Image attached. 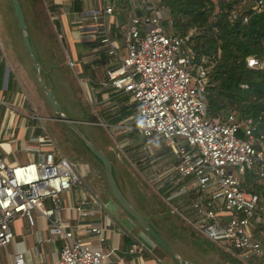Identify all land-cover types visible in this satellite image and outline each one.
<instances>
[{
    "label": "built area",
    "instance_id": "2783aa9c",
    "mask_svg": "<svg viewBox=\"0 0 264 264\" xmlns=\"http://www.w3.org/2000/svg\"><path fill=\"white\" fill-rule=\"evenodd\" d=\"M141 1L143 14L129 16L118 36L110 33L105 18L112 12V3L102 0L100 8L90 13L92 19H100V29L92 34V40L98 42L94 52L103 50L107 57L119 60L111 66L108 58L99 82L105 90L102 102L112 94H124L134 104L133 112L120 122L101 125L135 131L142 138L143 150L150 148V140L162 138L175 160L174 182L181 180L168 198L187 197L195 216L193 227L214 242L220 241L224 251L242 262L264 258V239L256 232L264 228V204L258 206L257 194L240 185L245 170L256 168L258 176L264 177V147L253 136L252 120L231 111L208 114L205 86L211 63L206 57L193 61L194 53L187 45L193 30L183 36L167 31L162 24L164 10L148 0ZM248 8L260 12L262 0H251ZM231 15L236 16L234 10ZM120 47L125 50L122 58L118 56ZM94 58L98 55L93 54ZM88 60L76 61L65 54V64L72 69ZM245 61L249 68L263 67V61L255 57L248 56ZM85 90L96 110L100 102L93 88ZM6 108L10 114L15 112L13 105ZM30 116L39 119L34 109ZM44 133L33 138L39 147H24L26 152L35 153V159L7 163L0 157V249L12 240V218H23L32 227L38 216L46 222L49 233L43 241L60 242L53 264H105L107 253L91 249L87 241L74 239L58 215L59 194L81 184L79 176L86 166L74 169L42 136ZM97 206L102 207L100 203ZM101 230L85 225L77 227L76 232L99 236ZM10 264H28L23 250L12 253Z\"/></svg>",
    "mask_w": 264,
    "mask_h": 264
},
{
    "label": "rangeland",
    "instance_id": "374dc122",
    "mask_svg": "<svg viewBox=\"0 0 264 264\" xmlns=\"http://www.w3.org/2000/svg\"><path fill=\"white\" fill-rule=\"evenodd\" d=\"M21 1L23 3V14H25V23L29 32V40L34 45L35 43L33 42L34 38L31 35V30H38L36 27L37 20L35 19V16L32 15L31 7L25 4V0ZM165 18L166 15H164V19ZM41 36L42 40H44L42 34ZM36 41L37 48L34 49L33 55L36 64L39 66L38 82L42 83L40 87L41 89H49V92L57 103L61 114L74 120V125L77 129V132L79 133L77 134L72 128L65 125V123L58 119L56 120L55 118H52L50 120L49 118L42 116V114H44L50 117L51 115L53 116L54 113L52 108L50 109L46 103L41 90L40 103L42 106L44 105L46 110L40 109V106L35 103L34 111H36L41 117V119L38 120L42 122L41 124L43 125L45 131L42 136L44 138H48L49 142H52L50 145L54 144V148L66 158V160L73 166L74 169H76L77 166L84 168L86 166L84 174L79 176L81 184L71 188L70 190L84 189L92 193V195L98 201L104 203L105 206L110 203H105V199L101 195L102 190L107 191V181L104 177L102 166L88 150L85 141H89L98 150L105 153L106 156L108 153L110 157L107 156V158L110 161L112 160L111 157L114 156L115 161L111 172L121 193L126 198V200L142 215V217L148 222L154 231L164 240L171 252L176 257L174 258L168 252L164 251L161 246H159L150 237H148L143 230H141L143 234L147 236L146 238H148V241L146 243H141L140 241L137 242V248L138 252H140V254L146 260L151 259L153 261L159 262L160 264H183V262H189L191 264H232L230 263V259L232 258L228 257V259H226L223 255H221V251L224 250L220 241L219 243L221 245L218 242H214L213 240L209 239L200 231L192 229L191 226L186 222L187 220L185 221L181 219L182 221H178L175 215L169 214L168 209L165 208L167 206L171 211H175L177 207L183 206L181 205L182 203L178 204L176 202L177 206H175L170 202L168 203V196L160 197L157 195V188L162 186L165 180H169L173 174H170L167 168L171 166L169 165V161L174 160V157L169 147L165 144L164 140L160 137L152 139L150 140V148L143 150L141 148L142 138L139 137V134L133 133L128 135L127 131H122L120 128L114 130L109 128L106 129L107 127L101 125L106 124V121H103L100 117L96 120V122L85 121V114L87 112L95 115L100 112L99 110H104L108 106L110 108L114 106L106 104L104 107H100L99 105L95 110V107L87 100L84 86L80 85L85 82V76L80 74L76 77L73 75L70 68L61 64L64 55L63 50L64 53H66L65 50L67 48L68 52H70L72 49L71 44L65 42V48L63 49L59 43V52L56 51V53L53 54L51 58L49 56H51L52 52L49 50V48L51 49L52 44L49 42V48L48 46L47 48L43 46V50L40 47L39 41L37 39ZM0 43V49L3 50V57L7 56V59L11 60L12 62L14 60H21L23 64L26 66L28 65V55L24 50L20 38V32L17 28L16 20L13 16L9 0H0ZM73 49L77 52H85L87 51V45H73ZM124 55L125 50L124 48L120 47L118 49V56L122 58ZM92 57L93 56H91V58ZM105 57L107 56L104 55V58ZM107 58L112 61L111 66L117 65L119 63V60L117 59L114 60L109 56ZM43 59L45 60V64H47V61L50 63V66L46 67V69L42 61ZM95 62L98 63V61ZM94 72L96 74V79L101 81L104 77L105 69L102 68L101 65L97 64L94 67ZM50 76L52 78L49 79L48 77ZM100 88L97 86L95 88V92L98 93ZM125 101L127 102L128 99L126 98V100H124V97H121L119 102L124 104ZM1 124L3 125V119L0 120V125ZM90 124L99 125L105 128L101 129L102 131L104 130L107 135L104 142H102L101 138L97 136V132L99 131L97 127L91 126ZM0 140H2L1 136ZM27 142L25 143L27 144ZM178 142H180V140ZM30 144L31 143L28 142L27 145L30 146ZM44 144L47 146L48 142H44ZM135 160L138 161L137 164L139 165L135 163ZM126 177H129L128 181L131 179L132 183L134 184L135 189L133 191L130 190V186L126 180ZM259 181H263L264 183V180ZM169 189L170 187L167 190ZM173 192L174 191H172L170 195H172ZM154 194L159 200L162 202L164 201L165 204L164 202L157 203L158 199L156 197H152L151 199L153 201L151 202L149 197ZM110 199L113 201V203L115 202L112 198ZM140 205H144L146 209H149L152 213H154V217H162V220L158 221L157 224H152L149 221V218L145 215V212L141 210ZM161 210H163V215ZM180 211L181 213L185 212V209L182 208ZM17 217L18 216L10 220L11 230L14 229L16 224V226L19 225V218ZM21 220L20 226H22L23 232L28 231L30 228L27 225H24L23 221ZM260 233L264 235V228L261 229ZM254 262L255 261L253 260H246L242 262L239 259V263L241 264H254ZM0 264H10L9 257L7 255L5 256L1 250Z\"/></svg>",
    "mask_w": 264,
    "mask_h": 264
},
{
    "label": "crops",
    "instance_id": "0c3cea01",
    "mask_svg": "<svg viewBox=\"0 0 264 264\" xmlns=\"http://www.w3.org/2000/svg\"><path fill=\"white\" fill-rule=\"evenodd\" d=\"M49 1L53 4V7L50 12L45 8L48 25L43 26L42 21L35 17L38 30H31V35L34 38L33 42L35 43L33 45L30 42L33 51L37 48L36 39L39 41L42 49L43 46L47 48L50 41L44 30H46L45 28L50 31L52 30V41H55V47L53 43L50 42L52 44V50L49 46L48 48L52 54L49 57L52 58V55L55 54L56 51L59 52V43L63 49L65 48V42L71 44L72 49L70 52H68L67 48L65 50L66 53H64L63 50L64 55L61 64L68 67L65 64V54L76 61L89 58L90 60L85 64H77L74 69L68 68L72 70L73 75L76 77L80 74L85 76V82L80 85H83L84 89L87 87L93 88L95 98L100 102V107L111 104L110 100L102 103L105 90L100 88V80L96 79V74L94 72V67L97 64L101 65L104 69L108 66V58H104L106 54L103 50H96L94 52V48L98 46V42L92 40L93 30L100 29V19H92L90 13L100 8L102 0H79L81 8L78 12L71 10V0ZM107 1L112 3L113 8L111 14L105 17L106 22L108 23L110 33L117 36L119 33L123 32L129 16H141L144 12V6L141 0H106V2ZM156 1L157 0H148L149 3L157 6ZM32 15H34L33 10ZM52 22H54L56 26H54ZM41 34L44 40H42ZM81 44L87 45V51L77 52L73 49V45ZM2 51L3 50L0 49V120L3 119V125H0V136L2 139L0 140V156L7 163L26 162L35 159L36 156L34 152H26L24 147L28 146V142L31 143L30 147H39L38 141L33 138L40 135L44 130L41 124L42 122L30 116L31 110H35V103L40 106V109L46 110L44 105L42 106L40 103L41 90L50 109L51 106L45 97V88L41 89L40 85L42 83L38 82L39 66L36 62L32 61L29 56L27 66L23 64L21 60H14L12 62L7 59V56H2ZM93 54L98 55V58L91 59ZM42 61L45 65V69L50 66L48 61L47 64L44 63V59ZM95 61H98V63ZM9 77H11V82L8 85L7 81ZM48 78L50 79L52 77L50 76ZM97 86L100 88L98 93L95 92ZM46 90L49 91L48 88ZM8 105H13L15 112L10 114L6 108ZM53 113L54 115L50 117L44 114H42V116L50 120L52 118L57 120V114L54 110ZM37 116L39 115L37 114ZM39 119H41L40 116ZM25 142H27V144ZM174 164L175 160L169 161V165H171L167 168L169 172L173 170L172 173H174ZM174 181L172 183H175ZM102 196L105 199V203L110 202L107 206L98 201L92 193L84 189H72L60 194L58 215L59 218L67 224L68 229L73 234V238L87 241L91 249H101L107 253L105 264H160L151 259L146 260L140 252H138L137 242L146 243L148 238L143 234L141 228L136 225L137 223L131 220L132 218L130 217V219L115 202L114 204L109 195L102 194ZM81 200H83L84 203L79 204ZM97 203L102 205L100 209ZM78 206L80 207L79 209H77ZM182 208L185 209V212H182V214L180 211L178 215L183 220H187L186 222L193 227L192 222L195 216L189 207V201H187ZM82 212L87 213L83 214ZM20 220L23 221L24 225H27L23 218L18 219L19 225L16 226V224L12 230V240L3 250L0 249L2 253H4L5 256L7 255L10 260L12 253L16 250H23L28 264H53L58 256L60 242L55 239L48 242L43 241V238L49 235L46 222L37 216L34 225L32 227L28 226L30 229L23 232L22 226H20ZM85 225L100 227L102 229L100 235H88L86 233L76 232L77 227ZM260 232L261 230H259V232L257 231V235L263 237L264 235ZM99 237H101V239Z\"/></svg>",
    "mask_w": 264,
    "mask_h": 264
},
{
    "label": "trees",
    "instance_id": "16d2710c",
    "mask_svg": "<svg viewBox=\"0 0 264 264\" xmlns=\"http://www.w3.org/2000/svg\"><path fill=\"white\" fill-rule=\"evenodd\" d=\"M240 1L157 0L156 4L165 12L166 18L162 20V24L167 31L183 36L188 30H193L187 40V45L194 53L193 61L198 62L201 57H206L207 62L211 63V67L207 72L208 80L205 86V100L208 114L213 116L217 113L225 114L231 111L238 113L239 116L244 118L250 117L254 125L253 136L260 140L264 147V0H262V10L257 13L250 11L248 8L251 0H246L243 4ZM24 2L31 7L35 17L42 21L43 26H47L48 20L45 8L50 12L53 4L49 0H25ZM19 4L22 8L23 3L21 0H19ZM80 8L79 0H71L72 11L78 12ZM232 10L236 13L234 17L231 15ZM243 16L246 17L245 21H242ZM52 23L56 26L54 22ZM45 29L44 31L49 41L54 46L55 41H52V30ZM248 56L263 61V67H247L245 59ZM7 82L9 85L11 77L8 78ZM241 84H245V87L242 88ZM121 97H124V100L127 98L124 94L110 95V105L114 107L110 108L108 106L104 110H99L100 112L95 115L87 112L85 114V121L96 122L100 117L107 123L114 124L120 122L134 110V104L129 101H125L124 104L119 102ZM90 125L97 127L100 131L97 132V136L104 142L107 135L101 129L105 128L99 125ZM133 133L135 131H130L127 134ZM237 133L241 135L240 130ZM103 154L105 155V153ZM107 156L110 157L108 153ZM113 158L114 156L111 157V161L107 158L111 165V171L115 161V158ZM135 163L137 164L138 161L135 160ZM172 172L173 170L170 171V174ZM176 177L177 175L173 173L169 180H165L162 186L157 188V195L160 197L169 196L181 184V180L172 183L176 180ZM128 179L129 177L126 180L128 181ZM259 180H264V177L258 176L256 168L245 170L240 179V185L244 189L257 194L258 206L264 204V183ZM128 184L130 190L133 191L135 188L131 179L128 181ZM169 187L170 189L167 190ZM102 194L109 195L117 206L125 212L116 202L108 184L107 191L102 190ZM152 197L158 199L155 194L149 198L151 199ZM187 201V197L183 196L168 198V203L170 202L175 206H177L176 202L184 205ZM163 202L159 199L157 201V203ZM140 207L152 224H157L158 221L162 220V217H154V213L146 209L144 205H140ZM165 208L168 209L169 214L175 215L178 221L183 220L178 215L182 206L177 207L175 211H169L170 209L167 206ZM161 211L163 215V210ZM126 214L131 217L128 213ZM132 220L134 221L133 218ZM136 225L138 226V224ZM191 228L195 229L192 226ZM221 255L226 259L228 257L232 258L230 259L231 262L229 261L232 264H241L237 257L226 251H221ZM251 260L255 261L254 264H264V258H252Z\"/></svg>",
    "mask_w": 264,
    "mask_h": 264
},
{
    "label": "water",
    "instance_id": "95a60500",
    "mask_svg": "<svg viewBox=\"0 0 264 264\" xmlns=\"http://www.w3.org/2000/svg\"><path fill=\"white\" fill-rule=\"evenodd\" d=\"M13 16L16 20L17 28L20 32V37L22 40V44L29 56V58L35 62V58L33 55V48L31 47L29 36H28V30L25 23L24 14L22 11V8L19 4L18 0H9ZM45 97L51 106V108L55 111L57 114V119L65 123V125L72 128L77 134V129L74 125V120L65 117L63 114H61L59 107L55 100L53 99L50 92L46 89H44ZM82 138V136H81ZM86 145L88 147V150L91 152V154L98 160L100 165L103 168L104 175L107 181V184L110 188V191L112 195L114 196L116 202L123 208V210L128 213L134 221L138 224V226L143 230L148 237H150L154 242H156L161 248L168 252L171 256L174 258L175 255L171 252L167 244L164 242V240L153 230V228L148 224V222L142 217V215L126 200V198L123 196V194L120 192L119 188L117 187L112 172H111V165L109 160L106 158V156L98 150L91 142L85 141ZM183 264H191L189 262H183Z\"/></svg>",
    "mask_w": 264,
    "mask_h": 264
}]
</instances>
